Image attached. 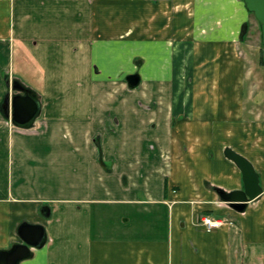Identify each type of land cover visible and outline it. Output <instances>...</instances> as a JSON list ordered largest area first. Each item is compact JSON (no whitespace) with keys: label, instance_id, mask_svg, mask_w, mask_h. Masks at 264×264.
<instances>
[{"label":"crops","instance_id":"0c3cea01","mask_svg":"<svg viewBox=\"0 0 264 264\" xmlns=\"http://www.w3.org/2000/svg\"><path fill=\"white\" fill-rule=\"evenodd\" d=\"M230 4L0 0V102L19 80L41 104L30 127L0 111V250L31 222L20 264H264V93ZM227 147L260 177L245 212L217 191L244 188Z\"/></svg>","mask_w":264,"mask_h":264},{"label":"water","instance_id":"95a60500","mask_svg":"<svg viewBox=\"0 0 264 264\" xmlns=\"http://www.w3.org/2000/svg\"><path fill=\"white\" fill-rule=\"evenodd\" d=\"M244 1L247 9L254 13L261 24L264 45V0ZM247 31L248 24L244 23L240 32L241 40L244 39ZM127 80L131 87H136L140 84L141 78L139 74L135 73L130 74ZM21 84L16 82L13 84L12 88L18 92L15 94L8 92L4 98L2 108L13 124L20 127H30L41 111V104L34 91ZM225 155L241 170L244 188L232 191L217 188V191L222 200L227 202L231 208L238 212H245L248 204L256 200L263 192L259 174L252 161L236 150L227 147ZM42 211L46 216H50V209L47 205L42 208ZM18 234L22 240L21 242L13 244L8 249L0 250V264H20L23 260L34 255V248L43 247L47 242L46 228L42 224L23 222L18 228Z\"/></svg>","mask_w":264,"mask_h":264},{"label":"rangeland","instance_id":"374dc122","mask_svg":"<svg viewBox=\"0 0 264 264\" xmlns=\"http://www.w3.org/2000/svg\"><path fill=\"white\" fill-rule=\"evenodd\" d=\"M230 0H224L225 3V19H229L230 17H234L235 14H231L230 17L228 13V9L230 8L231 4L229 5ZM228 13V14H227ZM248 24V32L245 35L243 40H240V46L242 50V55L245 58L247 69L250 71L253 70V75L251 77V81H246V87L249 88L250 85L256 86V89H261L264 93V46L262 44V30L261 26L256 19L254 13L250 12L247 18ZM190 68V66H189ZM190 71V70H189ZM261 97H259L260 99ZM69 101L72 100V96L68 98ZM3 102V101H2ZM255 114H261L262 118H264V103L263 108L258 107ZM96 142L98 146L101 144L102 140L100 138H96Z\"/></svg>","mask_w":264,"mask_h":264},{"label":"built area","instance_id":"2783aa9c","mask_svg":"<svg viewBox=\"0 0 264 264\" xmlns=\"http://www.w3.org/2000/svg\"><path fill=\"white\" fill-rule=\"evenodd\" d=\"M202 224L209 230L219 227L224 224V220L222 218H213L210 216H204L202 218Z\"/></svg>","mask_w":264,"mask_h":264},{"label":"trees","instance_id":"16d2710c","mask_svg":"<svg viewBox=\"0 0 264 264\" xmlns=\"http://www.w3.org/2000/svg\"><path fill=\"white\" fill-rule=\"evenodd\" d=\"M262 44H263V43H262ZM263 46H264V45H263ZM15 82L18 83V84H19V83H20V84L22 83V82H20L19 80H15ZM21 85H22V84H21ZM2 104H3V102H0V111L2 112L3 115L6 116L5 111H4L3 108H2ZM100 149H101V148H100Z\"/></svg>","mask_w":264,"mask_h":264}]
</instances>
